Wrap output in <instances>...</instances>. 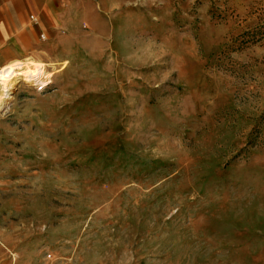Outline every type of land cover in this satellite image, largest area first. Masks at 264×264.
Here are the masks:
<instances>
[{
	"label": "rangeland",
	"instance_id": "374dc122",
	"mask_svg": "<svg viewBox=\"0 0 264 264\" xmlns=\"http://www.w3.org/2000/svg\"><path fill=\"white\" fill-rule=\"evenodd\" d=\"M90 3L0 100V247L264 264V0Z\"/></svg>",
	"mask_w": 264,
	"mask_h": 264
},
{
	"label": "crops",
	"instance_id": "0c3cea01",
	"mask_svg": "<svg viewBox=\"0 0 264 264\" xmlns=\"http://www.w3.org/2000/svg\"><path fill=\"white\" fill-rule=\"evenodd\" d=\"M90 7V0H0V69L29 56L61 61L46 53H55L59 40L81 34L83 23L91 25ZM51 258L40 250L0 247V264H56Z\"/></svg>",
	"mask_w": 264,
	"mask_h": 264
},
{
	"label": "bare ground",
	"instance_id": "6f19581e",
	"mask_svg": "<svg viewBox=\"0 0 264 264\" xmlns=\"http://www.w3.org/2000/svg\"><path fill=\"white\" fill-rule=\"evenodd\" d=\"M45 74V68L42 63L34 61H18L0 69V87H2V94L0 93V100H4L10 97L9 90L14 85L17 79L25 78L27 82L34 81L39 82Z\"/></svg>",
	"mask_w": 264,
	"mask_h": 264
},
{
	"label": "built area",
	"instance_id": "2783aa9c",
	"mask_svg": "<svg viewBox=\"0 0 264 264\" xmlns=\"http://www.w3.org/2000/svg\"><path fill=\"white\" fill-rule=\"evenodd\" d=\"M32 17V16H31Z\"/></svg>",
	"mask_w": 264,
	"mask_h": 264
}]
</instances>
